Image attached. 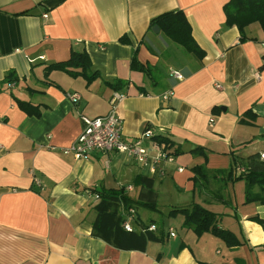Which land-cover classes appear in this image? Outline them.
Returning <instances> with one entry per match:
<instances>
[{"label":"crops","instance_id":"obj_1","mask_svg":"<svg viewBox=\"0 0 264 264\" xmlns=\"http://www.w3.org/2000/svg\"><path fill=\"white\" fill-rule=\"evenodd\" d=\"M229 1L0 0V264H264V230L249 220H264V205L246 202L244 181L218 173L230 171L235 158L264 161V31L252 23L241 40L238 28L226 24ZM175 10L185 13L203 59L150 28L152 19ZM135 50L154 69L155 82L131 70ZM72 52L89 55L100 73L92 84L61 71L46 77L47 66ZM11 72L13 81L5 82ZM117 80L127 84L118 90L106 84ZM72 94L80 100L71 101ZM115 94L123 96L116 111L124 139L151 130L180 149L165 173L152 177L158 202L165 199L159 211L125 213L132 225H154L164 234L145 252L118 250L92 235L99 200L90 192L124 188L133 197L136 177L147 170L116 152L88 159L62 152L82 132L81 115L107 114ZM15 98L37 106L40 116L26 114ZM248 111L256 119L239 123ZM196 167L208 180L195 188ZM194 203L216 213L220 229L244 243L229 247L211 234L199 237L183 215L168 216L169 207Z\"/></svg>","mask_w":264,"mask_h":264},{"label":"trees","instance_id":"obj_2","mask_svg":"<svg viewBox=\"0 0 264 264\" xmlns=\"http://www.w3.org/2000/svg\"><path fill=\"white\" fill-rule=\"evenodd\" d=\"M227 26H235L241 34V40H245L244 31L252 23H259L264 31V0H230L224 6ZM158 26L160 31L170 39L174 44L182 47L187 53L193 54L198 59L204 58V51L197 45L192 35L191 25L182 10H175L163 13L150 22V28ZM123 43H127L126 38H122ZM131 70L143 73L151 82H155L154 69L150 65L142 64L138 59L137 50L134 51L131 63ZM52 71H61L72 78L82 77L87 84H92L100 77V73L94 69L89 55L86 52H72L70 58L61 63H54L46 67L45 75ZM13 72L9 73L5 82H12ZM107 86L114 90L126 85V82L117 80L107 82ZM142 90V89H141ZM142 92L147 94L146 91ZM19 107L29 116H40L41 112L37 106L23 102L15 98ZM252 115L251 111L244 114L239 123L247 124L245 117ZM254 119L255 115H252ZM158 145H164L167 151L177 156L180 149L171 140L153 136ZM194 153L203 152V149L197 148ZM241 169L240 174L237 173ZM195 176L193 181L198 187L200 182L208 180L206 173L201 167L193 169ZM219 174L227 173L228 179L234 181H244L246 184V202H256L264 205V161L261 156L252 155L245 159H234L233 168L228 171H218ZM135 184L139 187L137 197L129 195L124 188L120 189H101L93 190L99 195V201L95 205L96 218L92 225V235L101 239L118 250L145 252L149 243H161L164 241V234L155 233V231H141V228L147 229L150 225H145L135 221V227L132 232L126 231L123 223L126 221V214L133 208H147L153 211H159L157 201L158 194L154 190L155 178L139 175L136 177ZM259 187L260 193L253 194L252 189ZM124 211V212H123ZM184 216V225L192 229L197 236L205 233L211 234L223 240L227 246L236 247L244 242L239 240L232 232L220 229L219 216L204 208L200 204L194 203L190 208L172 209L169 217ZM252 220L262 226L264 230V220L258 216L251 217ZM152 224V223H151ZM139 226V229L137 227ZM264 249V246H263Z\"/></svg>","mask_w":264,"mask_h":264},{"label":"built area","instance_id":"obj_3","mask_svg":"<svg viewBox=\"0 0 264 264\" xmlns=\"http://www.w3.org/2000/svg\"><path fill=\"white\" fill-rule=\"evenodd\" d=\"M264 44V42H263ZM170 75L177 80H182L183 76L180 72L170 69ZM258 76V75H257ZM13 86L9 84V87ZM173 91L168 92L164 98L172 97ZM71 101L77 102L80 100L78 94L69 96ZM123 96L115 94L110 103V111L102 116L88 117L81 115L83 130L77 139L70 147L62 149L63 154L73 155L76 159H88L97 152H116L133 159L140 167L146 169L151 177L163 175L165 173L164 164H171L175 161V156L170 154L164 145L153 143L152 146H147V141H152L154 136L153 131L145 130L139 139L129 141L122 136V119L117 115V102ZM183 171L182 168L178 169ZM241 169L237 173L240 174ZM33 174V173H32ZM34 184L41 187V182L34 177ZM131 191L132 188L127 189ZM95 200H99V195L95 192H90ZM129 217H134V209L128 211ZM123 227L126 231L134 230L130 221H125ZM156 227L150 225L147 229L141 228V231H155ZM174 236V233H171Z\"/></svg>","mask_w":264,"mask_h":264},{"label":"rangeland","instance_id":"obj_4","mask_svg":"<svg viewBox=\"0 0 264 264\" xmlns=\"http://www.w3.org/2000/svg\"><path fill=\"white\" fill-rule=\"evenodd\" d=\"M163 35H164V34H163ZM164 37H166V36H164ZM166 38H167V37H166ZM184 51H185V50H184ZM185 53H187V52L185 51ZM188 54H189V53H188ZM145 176H149L148 171L145 172ZM157 181H158V179H157ZM133 185L135 186V191H134L133 194H134V196H136V194L139 193V187H137L135 183H134ZM164 200H165V199L161 200L160 202L157 201V205H158L159 208L162 206ZM138 209H141V208L139 207ZM169 209H173V207H169ZM148 212L151 213L150 211H148ZM159 218H160V219H159V221L157 220V222L159 223L160 226H163V220H165V216L159 215Z\"/></svg>","mask_w":264,"mask_h":264},{"label":"water","instance_id":"obj_5","mask_svg":"<svg viewBox=\"0 0 264 264\" xmlns=\"http://www.w3.org/2000/svg\"><path fill=\"white\" fill-rule=\"evenodd\" d=\"M159 30H160V29H159L158 26H154L153 29H152V31H153L154 33H158Z\"/></svg>","mask_w":264,"mask_h":264}]
</instances>
